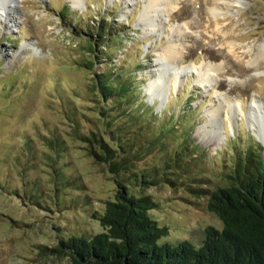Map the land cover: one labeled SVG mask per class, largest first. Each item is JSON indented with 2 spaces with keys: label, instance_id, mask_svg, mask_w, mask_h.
I'll use <instances>...</instances> for the list:
<instances>
[{
  "label": "rangeland",
  "instance_id": "obj_1",
  "mask_svg": "<svg viewBox=\"0 0 264 264\" xmlns=\"http://www.w3.org/2000/svg\"><path fill=\"white\" fill-rule=\"evenodd\" d=\"M76 1L0 0V264H72L68 255L42 254L37 246L101 229L92 212L113 197L114 182L74 139L66 115L74 111L79 131L95 120L90 71L77 60L87 55L86 33L99 21L113 32L103 46L111 68L135 72L141 98L157 116L183 115L174 127L190 128L200 149L192 152L191 175L204 188L225 183L222 171L248 143L264 152L248 124V115L258 114L253 99L264 102V0H170L177 6L152 11L151 22L139 19L151 0ZM105 63L96 62L95 70ZM162 69L160 95L152 96L148 84ZM202 75L209 85L198 82ZM51 134L58 137L56 150L45 143ZM161 156L154 150L137 164L152 167ZM58 172L65 179L60 184ZM143 190L158 201L153 216L169 227L160 240L198 242L205 226H221L205 193L166 183Z\"/></svg>",
  "mask_w": 264,
  "mask_h": 264
},
{
  "label": "trees",
  "instance_id": "obj_2",
  "mask_svg": "<svg viewBox=\"0 0 264 264\" xmlns=\"http://www.w3.org/2000/svg\"><path fill=\"white\" fill-rule=\"evenodd\" d=\"M60 12L66 15L63 10ZM106 24L99 21L86 33L87 55L77 60V64L90 71L95 120L79 131L74 111L70 109L66 115L75 127L74 139L110 173L113 197L104 201L101 211L92 212L101 226L99 231L60 234L53 245L37 248L42 254L68 255L72 264H264L261 145L248 143L235 152L222 171L225 183L204 188L199 177L191 175L192 152L199 153L200 149L190 138V128L180 124L174 127L183 115L175 120L172 114L157 116L142 100L135 72L120 66L111 68V58L103 46L107 47L106 40L113 37V32ZM96 62L106 65L97 71ZM176 134L177 141L170 146ZM51 135L45 143L56 150L58 137ZM154 150L162 152L160 163L152 167L137 164ZM56 179L57 184L65 181L62 172L56 173ZM162 183L205 193L206 206L219 217L221 226H205L198 242L166 238L169 227L151 212L157 209L158 201L143 190ZM165 235L166 240H160Z\"/></svg>",
  "mask_w": 264,
  "mask_h": 264
},
{
  "label": "bare ground",
  "instance_id": "obj_3",
  "mask_svg": "<svg viewBox=\"0 0 264 264\" xmlns=\"http://www.w3.org/2000/svg\"><path fill=\"white\" fill-rule=\"evenodd\" d=\"M79 0H77L75 3H79ZM160 0H151L143 9L141 15H140V20L145 21V20H149L150 22L151 20V15L150 13L152 11H160V10H164V11H171L173 10L177 5L176 2L177 1H170V0H164V2H159ZM238 3H240V0H236ZM162 4V5H161ZM213 11H215L213 9ZM165 52L167 54H165L164 58L167 59L168 61L171 60V56L173 55V51L168 49L165 50ZM168 64V62H167ZM169 65V64H168ZM192 69H195V67H191ZM196 69L199 70V67L196 66ZM181 71H176L174 73H171L172 77L174 79H177L179 74ZM165 73L166 70L162 69L161 72L157 73L155 78L152 79L149 84H148V89L147 91L153 96H156V94L160 95V89L162 82L165 80ZM210 78L208 76L202 75L199 79L198 82L202 85V86H206L209 85L211 81H209ZM209 83V84H207ZM212 85V84H211ZM251 109L256 110V112H258L257 115H254L253 113L251 115H248L249 117V127L255 132V135L260 138L263 142H264V102L259 101L257 99H253L252 103H251ZM215 113L212 112L209 118H215ZM209 118L208 121L206 122V125H209ZM213 121L211 120L210 123H212ZM212 125V124H211ZM205 125H202L199 127L200 130H203ZM210 132H213L214 135H216L215 132V128H213V126H210ZM200 133L202 134V131H200ZM202 137H204V135H202Z\"/></svg>",
  "mask_w": 264,
  "mask_h": 264
}]
</instances>
